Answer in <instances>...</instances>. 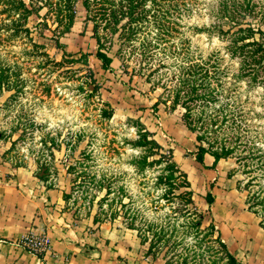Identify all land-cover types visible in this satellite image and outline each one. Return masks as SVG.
Returning a JSON list of instances; mask_svg holds the SVG:
<instances>
[{
	"label": "rangeland",
	"instance_id": "1",
	"mask_svg": "<svg viewBox=\"0 0 264 264\" xmlns=\"http://www.w3.org/2000/svg\"><path fill=\"white\" fill-rule=\"evenodd\" d=\"M36 5L38 14L21 0H0V172L49 180L64 200L49 212L65 220L2 238L0 264H41L33 257L46 253L31 252L20 239L47 234L53 248L60 227L80 232L67 235L75 254L61 256L65 263L84 255L109 264H239L209 225L226 241L264 234V210L248 209L264 196V86L238 76L240 59L228 47L233 24L264 30V0ZM99 48L112 70L97 58ZM196 71L207 74L200 100L188 97L184 84ZM145 131L155 132L148 140L164 146L165 158L153 143L142 145ZM200 145L209 150L207 165L215 151L232 153L209 169L192 154ZM170 154L189 185L176 193L191 190V199L165 196L172 182L161 176ZM155 233L165 237L150 251ZM227 247L234 255V245Z\"/></svg>",
	"mask_w": 264,
	"mask_h": 264
},
{
	"label": "crops",
	"instance_id": "2",
	"mask_svg": "<svg viewBox=\"0 0 264 264\" xmlns=\"http://www.w3.org/2000/svg\"><path fill=\"white\" fill-rule=\"evenodd\" d=\"M48 181L44 178L36 179L28 171L8 176L0 172V240L2 238L15 240L31 228L40 231L41 227L51 219L53 220L51 224L54 225H59L62 220H65L57 211L49 212L50 209H54V205L58 207L64 203V200L60 191L52 187ZM67 220H70L69 217ZM90 221L88 219L85 224H90ZM78 226L81 227L80 229L85 228L80 224ZM220 231L223 232L221 228ZM72 232L74 233V230L63 231L61 227L60 230L56 229L57 238L52 251L47 252L43 257L34 256V261L38 260L41 264H109L104 259L94 260L84 255L78 257L73 255V258L70 257L71 259L65 263L61 256L68 255L69 258L70 251L75 250V245L68 238ZM260 232L257 230L256 233ZM74 234L80 235V232ZM13 239L11 241H14ZM224 241L231 249L234 245V255L242 264H264V234H258V236L247 234L238 238L236 235H231L227 241ZM54 251L58 252V258H55L56 252Z\"/></svg>",
	"mask_w": 264,
	"mask_h": 264
},
{
	"label": "trees",
	"instance_id": "3",
	"mask_svg": "<svg viewBox=\"0 0 264 264\" xmlns=\"http://www.w3.org/2000/svg\"><path fill=\"white\" fill-rule=\"evenodd\" d=\"M30 3L27 4L26 1L21 0V6L23 9L28 13H39L40 7L36 5V0H29ZM30 6V8L28 7ZM248 12H250L249 16L251 15L253 8L247 5ZM122 9V8H121ZM127 10L125 13H129L128 15H131L133 12ZM131 12V13H130ZM124 12H121L122 14ZM245 16L247 14H244ZM119 22V20H118ZM117 23V21H115ZM236 25V26H235ZM236 28L234 30L229 38H231L229 42V48L230 52L233 57H238L240 59V69H239V77H244L249 81L252 85H262L264 86V30L260 28V26L256 27L251 22H247V26H243L241 22L233 24L232 28ZM96 28V27H95ZM257 35H259L257 37ZM100 39V38H99ZM59 43V42H57ZM97 58H99L102 62L103 68L105 70H112V58L104 52L102 49H98L96 52ZM194 67V66H193ZM192 72V71H191ZM207 74H202L201 71H196L192 73V77L190 78L189 82L186 80L185 85H187V88L185 89L186 93L189 94L188 97H190L192 100H200L205 98L206 94L203 91L204 89V83H205V77ZM97 89V88H96ZM189 107V106H188ZM188 111L190 113V107L188 108ZM155 132L151 131H145L144 137L140 140L142 145H146V143H153L157 149L160 151L159 154L161 155V158H165V154L162 152V149H164V146L160 144L156 139L152 138L148 140L149 136H154ZM145 139V140H144ZM209 150L204 145H200L196 151H194L192 154L195 156V159L201 163L203 166L209 169H215L219 163V161L222 158H227L232 153L231 149H222L221 152L215 151L213 152L214 155V162L212 165H207L205 163V155L208 153ZM263 157V156H262ZM169 159L167 160V165L165 166V169L162 173L161 179H165L166 182H172L170 183L169 187L166 189L165 196L170 198L175 197H190L191 196V190H184L180 193H176L177 189H180V186L186 185L188 187V180L186 178V175L184 172H182L174 161H171L173 158V155H169ZM264 158V157H263ZM182 179L181 184L175 183L174 181L178 179ZM174 182V183H173ZM262 193V192H261ZM262 194L259 193V197H254L253 202L248 205V209L255 212L254 209H256L258 206H261L264 210V196L261 197ZM264 195V192H263ZM256 196V195H255ZM191 199V197H190ZM207 202L209 205H212L215 202V196L213 192L209 191L207 194ZM248 202V201H247ZM194 202L192 201V204ZM193 208L198 210L197 206L194 204ZM256 213V212H255ZM198 214V212L196 213ZM199 218L204 219L205 215L201 211L199 213ZM202 220L198 223L201 224ZM262 226L264 227V216L263 219L260 222ZM129 228L137 229V227L134 225V222H131L128 224ZM209 228L211 229V233L218 232L217 239L219 240L220 245L224 248V252L227 254V256L231 259V261L236 262L235 256L229 251L227 244L224 240H222L221 233L219 229L215 226L213 222L209 225ZM140 229V228H138ZM142 235V234H141ZM145 239L146 237V233ZM164 236H160L155 233L153 238H151V243L149 245V250H153L155 247L160 246V243L164 239ZM143 238V237H142ZM143 239V241L145 240ZM148 239V238H147ZM142 241V242H143ZM170 240L167 239L165 242H169ZM38 255H42V253H39ZM241 263V262H237ZM166 264H169L167 261ZM242 264V263H241Z\"/></svg>",
	"mask_w": 264,
	"mask_h": 264
},
{
	"label": "built area",
	"instance_id": "4",
	"mask_svg": "<svg viewBox=\"0 0 264 264\" xmlns=\"http://www.w3.org/2000/svg\"><path fill=\"white\" fill-rule=\"evenodd\" d=\"M19 244L35 254L47 253L52 249L51 239L47 234L33 231L21 238Z\"/></svg>",
	"mask_w": 264,
	"mask_h": 264
}]
</instances>
